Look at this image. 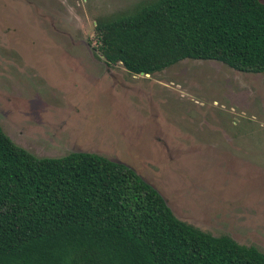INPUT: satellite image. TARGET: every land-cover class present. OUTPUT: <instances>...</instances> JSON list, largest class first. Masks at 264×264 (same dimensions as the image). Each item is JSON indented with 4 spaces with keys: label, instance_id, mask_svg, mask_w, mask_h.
Returning <instances> with one entry per match:
<instances>
[{
    "label": "rangeland",
    "instance_id": "obj_1",
    "mask_svg": "<svg viewBox=\"0 0 264 264\" xmlns=\"http://www.w3.org/2000/svg\"><path fill=\"white\" fill-rule=\"evenodd\" d=\"M144 1L0 0V125L37 156L132 166L179 219L264 253V72L107 65L96 19Z\"/></svg>",
    "mask_w": 264,
    "mask_h": 264
},
{
    "label": "trees",
    "instance_id": "obj_2",
    "mask_svg": "<svg viewBox=\"0 0 264 264\" xmlns=\"http://www.w3.org/2000/svg\"><path fill=\"white\" fill-rule=\"evenodd\" d=\"M94 28L106 63L131 74L184 59L264 72L260 0H146ZM0 264H264V253L179 219L132 166L37 156L0 125Z\"/></svg>",
    "mask_w": 264,
    "mask_h": 264
},
{
    "label": "flooded vegetation",
    "instance_id": "obj_3",
    "mask_svg": "<svg viewBox=\"0 0 264 264\" xmlns=\"http://www.w3.org/2000/svg\"><path fill=\"white\" fill-rule=\"evenodd\" d=\"M106 62V61H105ZM107 64V63H106ZM108 65V64H107ZM110 66V65H109ZM237 71V70H236ZM242 72V71H241ZM248 73V72H247ZM140 74H143V73H140ZM150 75V74H149Z\"/></svg>",
    "mask_w": 264,
    "mask_h": 264
},
{
    "label": "water",
    "instance_id": "obj_4",
    "mask_svg": "<svg viewBox=\"0 0 264 264\" xmlns=\"http://www.w3.org/2000/svg\"><path fill=\"white\" fill-rule=\"evenodd\" d=\"M146 75H149L148 73H146Z\"/></svg>",
    "mask_w": 264,
    "mask_h": 264
}]
</instances>
